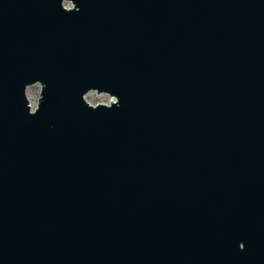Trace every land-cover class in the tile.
<instances>
[{
  "label": "water",
  "instance_id": "95a60500",
  "mask_svg": "<svg viewBox=\"0 0 264 264\" xmlns=\"http://www.w3.org/2000/svg\"><path fill=\"white\" fill-rule=\"evenodd\" d=\"M0 264H264V0H0Z\"/></svg>",
  "mask_w": 264,
  "mask_h": 264
},
{
  "label": "rangeland",
  "instance_id": "374dc122",
  "mask_svg": "<svg viewBox=\"0 0 264 264\" xmlns=\"http://www.w3.org/2000/svg\"><path fill=\"white\" fill-rule=\"evenodd\" d=\"M67 6V5H66ZM39 85L35 84L33 86H30L27 88V94L29 96L30 101H32L33 103H36L38 94H39ZM88 100H99V101H103V102H107L109 100V97L106 94H95L94 92H90L87 95Z\"/></svg>",
  "mask_w": 264,
  "mask_h": 264
},
{
  "label": "built area",
  "instance_id": "2783aa9c",
  "mask_svg": "<svg viewBox=\"0 0 264 264\" xmlns=\"http://www.w3.org/2000/svg\"><path fill=\"white\" fill-rule=\"evenodd\" d=\"M109 100H110V98H109ZM109 100H108V102H109Z\"/></svg>",
  "mask_w": 264,
  "mask_h": 264
}]
</instances>
